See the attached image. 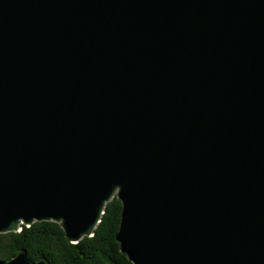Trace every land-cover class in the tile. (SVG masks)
<instances>
[{
    "label": "water",
    "instance_id": "obj_1",
    "mask_svg": "<svg viewBox=\"0 0 264 264\" xmlns=\"http://www.w3.org/2000/svg\"><path fill=\"white\" fill-rule=\"evenodd\" d=\"M113 198L132 264H264V0H0V234Z\"/></svg>",
    "mask_w": 264,
    "mask_h": 264
},
{
    "label": "trees",
    "instance_id": "obj_2",
    "mask_svg": "<svg viewBox=\"0 0 264 264\" xmlns=\"http://www.w3.org/2000/svg\"><path fill=\"white\" fill-rule=\"evenodd\" d=\"M121 204L113 198L105 208L94 235L70 243L54 222H35L18 233L0 234V259L25 250L31 261L45 258L49 264H132L115 240Z\"/></svg>",
    "mask_w": 264,
    "mask_h": 264
}]
</instances>
